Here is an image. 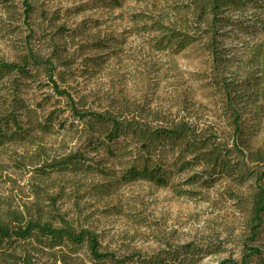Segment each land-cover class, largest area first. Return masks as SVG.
Masks as SVG:
<instances>
[{
	"label": "rangeland",
	"instance_id": "rangeland-1",
	"mask_svg": "<svg viewBox=\"0 0 264 264\" xmlns=\"http://www.w3.org/2000/svg\"><path fill=\"white\" fill-rule=\"evenodd\" d=\"M28 1L33 9L25 14L22 0H0V59L17 62L32 51L53 62L51 79L61 85L64 76V85L84 110L138 114L160 122L185 120L210 128L228 145L232 126L216 80L241 82L242 88L260 80L256 96L236 89L242 95L238 104L251 144L254 149L264 147V30L251 27L252 20L219 30L226 61L217 69L204 47L207 36L176 51L155 31L161 24L192 32L193 20L183 7L187 0ZM98 40L106 47L93 48ZM31 72L33 79L23 81L18 93L31 107L36 105L39 118L53 111L54 125L51 132L36 131L28 140L0 147V216L35 203L46 209L52 204L75 225L94 231L102 249L116 256H146L192 243L205 251L190 264L240 258L248 236L240 200L252 188L250 175L245 183L223 176L206 187L190 183L193 172L188 171L173 177L168 186L135 180L107 192L94 186L105 182L96 175H42L45 162L83 150L84 140L66 98L55 94L47 69ZM250 96H255V104L249 103ZM103 155L100 151L97 158ZM240 159L230 156L232 163ZM246 166L248 172L259 167L249 162ZM259 244H264V227L254 243ZM76 256V264H95L84 250Z\"/></svg>",
	"mask_w": 264,
	"mask_h": 264
},
{
	"label": "trees",
	"instance_id": "trees-1",
	"mask_svg": "<svg viewBox=\"0 0 264 264\" xmlns=\"http://www.w3.org/2000/svg\"><path fill=\"white\" fill-rule=\"evenodd\" d=\"M22 3L25 14L32 11L33 5L28 0ZM183 7L193 20L192 32L168 29L161 24L155 31H160L162 42L173 45L176 51L207 36L204 47L217 69L226 61L223 58L226 49L217 39L220 29L242 26L241 20H252L251 27L264 30V0H187ZM92 45L95 49L106 47L102 40ZM91 64L101 63L92 61ZM32 68L47 69L55 94L66 98L72 116L81 125L84 140L83 150L45 162L40 168L42 175L64 172L96 175L105 181L94 185L100 192L135 180L157 187L168 186L173 177L188 171L193 172L190 183L200 182L206 187L223 176L245 183L250 175L252 188L240 200L248 233L243 252L239 259L227 258L219 264H264V244L254 245L264 227V147L254 149L251 144L238 104L242 95L236 89H245L248 95L256 96L263 81H248L242 88L241 82L216 80L232 126L228 145L217 140L210 128H197L185 120L160 122L138 114L84 110L64 85V76L60 78L62 86L51 79L53 62L29 51L17 62L0 59V91L4 92L0 95V147L28 140L36 131L51 132L54 125L53 111L39 118L36 105L31 107L18 93L23 81L33 79ZM11 76L15 79H10ZM251 96L249 103L255 104L257 100ZM100 151L104 155L99 159ZM88 152L94 156L87 157ZM231 155L240 156V161L232 163ZM248 162L259 167L248 172ZM114 165L118 166L117 170ZM48 205L50 208L46 209L35 203L24 211L9 210L0 216V264H39L43 258L45 261L41 264H76L80 250L87 252L95 264H190L205 251L187 243L146 256L140 253L116 256L102 249L94 231L75 225L65 214L53 210L52 204Z\"/></svg>",
	"mask_w": 264,
	"mask_h": 264
}]
</instances>
